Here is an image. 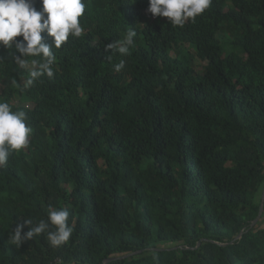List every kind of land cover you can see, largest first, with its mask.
<instances>
[{
  "label": "trees",
  "instance_id": "obj_1",
  "mask_svg": "<svg viewBox=\"0 0 264 264\" xmlns=\"http://www.w3.org/2000/svg\"><path fill=\"white\" fill-rule=\"evenodd\" d=\"M82 2L52 78L25 86L0 46V100L33 129L0 168V264H264V0H212L183 27L148 0ZM130 28V55L105 50ZM49 206L69 210L66 244L8 242Z\"/></svg>",
  "mask_w": 264,
  "mask_h": 264
},
{
  "label": "clouds",
  "instance_id": "obj_2",
  "mask_svg": "<svg viewBox=\"0 0 264 264\" xmlns=\"http://www.w3.org/2000/svg\"><path fill=\"white\" fill-rule=\"evenodd\" d=\"M41 8L35 7V0H0V46L19 53L15 64L21 70L29 71L25 86L37 79L54 75L56 56L53 48L59 49L69 36L80 37L83 28L80 19L85 12L82 0H39ZM212 0H148L147 11L155 17H166L174 26L183 27L189 20L194 21L211 5ZM46 32L52 44L44 42L42 33ZM137 33L129 29L122 39L108 43L105 50H115L119 54L130 55ZM17 37L22 39L17 40ZM26 58H32L30 60ZM125 67V61L114 65L116 72ZM15 83V81L13 82ZM25 111H13L11 105L0 100V168L7 165L9 156L28 146L33 129L26 126ZM69 210L64 207L49 206L47 216L34 222L24 219L9 233L8 242L19 248L24 242L45 234L50 246L66 244L73 233L69 225ZM25 226H29L25 231Z\"/></svg>",
  "mask_w": 264,
  "mask_h": 264
},
{
  "label": "rangeland",
  "instance_id": "obj_3",
  "mask_svg": "<svg viewBox=\"0 0 264 264\" xmlns=\"http://www.w3.org/2000/svg\"><path fill=\"white\" fill-rule=\"evenodd\" d=\"M221 36L222 37H226V34L225 33H221ZM178 55L179 54L177 52L173 53L174 58H177ZM206 66H207V64H205V63H203L201 61H197L196 62L197 70L201 74L204 73ZM2 92H3V87L0 86V95L2 94ZM23 106L28 107V108H33V104L30 101L23 102ZM258 202L261 203V205L264 202V189H263L262 194L260 195V197L258 199ZM261 226H264V222H262Z\"/></svg>",
  "mask_w": 264,
  "mask_h": 264
},
{
  "label": "water",
  "instance_id": "obj_4",
  "mask_svg": "<svg viewBox=\"0 0 264 264\" xmlns=\"http://www.w3.org/2000/svg\"><path fill=\"white\" fill-rule=\"evenodd\" d=\"M263 217H264V202H263L262 207H261L260 217H259V219L255 222V224L253 225V228H255V227L261 222V220L263 219ZM242 237H243V235H242ZM117 260H120V259H111V260H108V261L106 262V264H111V263H113L114 261H117Z\"/></svg>",
  "mask_w": 264,
  "mask_h": 264
},
{
  "label": "built area",
  "instance_id": "obj_5",
  "mask_svg": "<svg viewBox=\"0 0 264 264\" xmlns=\"http://www.w3.org/2000/svg\"><path fill=\"white\" fill-rule=\"evenodd\" d=\"M56 264H63V262L62 261H57Z\"/></svg>",
  "mask_w": 264,
  "mask_h": 264
}]
</instances>
